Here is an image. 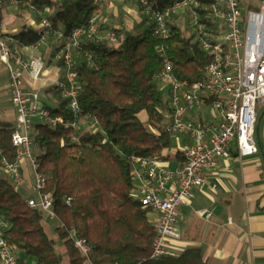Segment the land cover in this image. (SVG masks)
Listing matches in <instances>:
<instances>
[{
	"label": "trees",
	"instance_id": "obj_1",
	"mask_svg": "<svg viewBox=\"0 0 264 264\" xmlns=\"http://www.w3.org/2000/svg\"><path fill=\"white\" fill-rule=\"evenodd\" d=\"M20 1H27L30 7L49 8L52 25L65 34L87 24L98 9L93 0ZM133 1L141 13L138 21L131 27L103 24L101 30L113 31L116 42L82 40V51L92 54L91 63L81 55L75 58L81 115L96 119V130L76 132L62 124L34 120V153L39 171L46 177L44 191L52 196L56 214L52 231L62 253L44 229L43 212L30 207L11 180L0 175V216L7 222L3 237L16 248L18 264H62L63 257L69 264H211L197 247L152 257L154 224L150 210L135 197L129 162L133 155L165 161V152L173 147L172 136L164 129L166 106L155 78L161 63L156 47L163 45L175 76L188 83L203 78L211 57L195 39L188 20L189 33L180 27L178 20L189 19L188 13L173 16L168 21L170 36L158 39L154 23L147 19L139 1ZM176 1L148 0L159 10ZM190 1L210 31L223 28L221 19L212 23L210 16L214 4L223 12V0ZM16 37L22 45H32L38 41L39 31L24 27ZM58 99L61 106H48L50 115L70 119L66 100ZM142 112L145 120L140 117ZM13 127V122L0 119V163H13L16 158L11 143ZM70 229L89 244V261L68 237Z\"/></svg>",
	"mask_w": 264,
	"mask_h": 264
},
{
	"label": "built area",
	"instance_id": "obj_2",
	"mask_svg": "<svg viewBox=\"0 0 264 264\" xmlns=\"http://www.w3.org/2000/svg\"><path fill=\"white\" fill-rule=\"evenodd\" d=\"M103 1L93 0V4L98 6L97 11L87 24L69 34L55 29L43 9L31 6L40 23L39 39L31 47H37L49 35L57 43L56 58L61 60L64 69L53 83L52 91L58 97L52 91L26 89L25 77L40 80L45 61L40 56H25L18 37L6 32L0 19V64L7 72L9 98L16 112L11 133L16 158L13 163L2 160L0 169L11 180L14 190H19L22 161L28 162L32 173L31 186L36 194L28 197L26 202L32 208H39L50 220H55L56 214L51 193L44 191L46 177L39 171L31 131L36 118L44 119L52 126L62 124L76 132L82 128L96 130V119L81 115L75 58L81 55L87 63H91L92 54L82 51V40L116 42L113 31L101 30L105 24V18L101 16ZM138 1L147 19L154 23L153 33L158 39L170 36L168 21L173 16L188 13V24L195 39L211 57L203 78L188 83L175 76L173 64L163 45L156 47L161 63L155 78L165 85L168 93L164 129L171 136L185 133L189 139L177 150L182 160L175 169H169L162 160L154 157L133 155L129 158L135 197L143 207L156 214L152 219L155 234L151 248L152 257L157 258L176 255L169 242L180 238L177 227L179 209L188 204L193 188L207 183L206 170L215 167L219 158L231 156V142L236 141L238 156L254 154L258 150L254 129L257 104L264 101V3L257 8L245 9L243 19L240 0H223V12L217 4L212 5L211 22L221 19L223 28L210 31L190 0H178L162 10L153 8L148 0ZM5 3L15 7L28 5L27 1L0 0V9ZM40 98L48 105L40 102ZM58 98L66 100V108L72 113L70 119L50 115L48 106H61ZM204 105H208L212 113L220 114L217 121L189 117L190 113ZM197 214L206 219L211 216L206 209L197 211ZM6 227L7 222L0 216V264H18L16 248L3 237ZM68 237L89 261L91 248L86 240L78 236L74 229L69 230Z\"/></svg>",
	"mask_w": 264,
	"mask_h": 264
},
{
	"label": "crops",
	"instance_id": "obj_3",
	"mask_svg": "<svg viewBox=\"0 0 264 264\" xmlns=\"http://www.w3.org/2000/svg\"><path fill=\"white\" fill-rule=\"evenodd\" d=\"M116 1V2H115ZM121 0L103 2L101 16L105 25L131 27L140 19V11L133 0L132 6L124 5L125 14L118 15L116 3ZM115 2V5H114ZM264 0H240L241 10L257 8ZM50 15L49 8L43 9ZM0 19L5 31L16 35L22 28L38 32L39 16L29 5L17 7L5 3L0 9ZM116 19L112 24L110 21ZM57 43L47 37L37 47L23 45L25 56H40L45 61V68L40 80L25 77L28 90L40 92L52 91L54 81L63 74V67L56 58ZM8 89V76L0 64V119L14 123L13 108ZM40 102L46 104V101ZM166 106V104H165ZM166 108V107H165ZM257 121L254 137L257 152L238 156L236 141L230 144L231 156L219 158L216 166L206 170L207 183L193 188L188 204L179 209L177 227L180 238L172 239L169 246L176 254L188 247L200 249L204 259L211 264H264V101L257 104ZM168 112L167 108L164 113ZM142 120L145 113L140 114ZM194 120L217 121L219 113H212L208 105H204L189 114ZM173 147L167 150V159L163 161L169 169H175L182 157L177 150L189 142L185 133L172 136ZM22 181L25 188L31 189L25 198L35 196L31 186V170L26 160L22 161ZM215 186V189H212ZM206 209L211 212L206 219L197 211ZM153 218L156 216L150 215ZM45 231L50 234L52 224L42 221Z\"/></svg>",
	"mask_w": 264,
	"mask_h": 264
},
{
	"label": "rangeland",
	"instance_id": "obj_4",
	"mask_svg": "<svg viewBox=\"0 0 264 264\" xmlns=\"http://www.w3.org/2000/svg\"><path fill=\"white\" fill-rule=\"evenodd\" d=\"M107 1H111V2H112L113 0H105V2H107ZM115 2H116V1H115ZM115 2H114V5H115ZM124 5L132 6V1H130V0H121V1H119V3H118V2L116 3V6L118 7V15H120V16H123V15L125 14V9H124V7H123ZM243 17H244V11H243V13H242V19H243ZM187 20H188V17L185 16L184 18L181 17L178 21H179V25H180V27H181L182 29H185V30L188 32V30H187V26H186ZM114 21L119 22V21L116 20V19H112V20L110 21V23L112 24ZM188 33H189V32H188ZM1 65H2V64H1ZM2 66H3V65H2ZM157 85H158V89H159V91H160V93H161V96H162L163 102H164V104H166L167 99H168L167 89H166L165 85H164L163 83H161V82H158ZM42 101H45V100L43 99ZM165 110H166V108L164 107V111H165ZM1 173H2V174H1ZM0 175H4L1 169H0ZM32 190H33V189H32ZM19 191H20V193H21L24 197H25L26 195L32 193V192H31V189L28 190V189L25 188L24 181L21 182V184H20V186H19ZM33 192H34V190H33ZM150 215L156 216V214H155L154 212H150ZM43 221H47V222L51 223L52 226H54V225L56 224V222H55L54 220H50V219H48V217H47L46 215L43 216ZM52 228H53V227H52ZM49 235H50L51 238H54V239H55V247H56V250H57L58 252H61V253H62L61 248H60V241L56 238V236L54 235L53 231H51V233H50ZM62 264H69L67 258L63 257Z\"/></svg>",
	"mask_w": 264,
	"mask_h": 264
}]
</instances>
